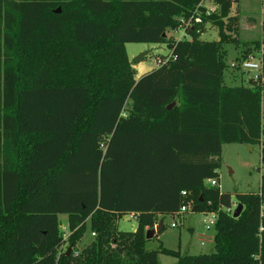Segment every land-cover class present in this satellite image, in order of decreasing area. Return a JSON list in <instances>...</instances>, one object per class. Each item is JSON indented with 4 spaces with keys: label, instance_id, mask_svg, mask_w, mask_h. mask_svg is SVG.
Instances as JSON below:
<instances>
[{
    "label": "trees",
    "instance_id": "1",
    "mask_svg": "<svg viewBox=\"0 0 264 264\" xmlns=\"http://www.w3.org/2000/svg\"><path fill=\"white\" fill-rule=\"evenodd\" d=\"M201 1L0 0V264H264V173L258 193L235 195L238 218L207 184L226 144L259 145L264 167V83L226 85L220 16L204 18L216 41L167 37ZM215 1L226 15L230 1ZM130 43L171 57L135 80ZM187 203L215 215V251L147 250L156 217ZM130 214L135 231H118ZM87 220L91 243L62 251Z\"/></svg>",
    "mask_w": 264,
    "mask_h": 264
},
{
    "label": "rangeland",
    "instance_id": "2",
    "mask_svg": "<svg viewBox=\"0 0 264 264\" xmlns=\"http://www.w3.org/2000/svg\"><path fill=\"white\" fill-rule=\"evenodd\" d=\"M230 8L226 15H221V3L209 0L203 4L213 7L212 15L220 16L222 23V33L227 36L228 43L226 49V64L229 66L239 58V54L255 49L264 30V0H229ZM60 11V7L57 8ZM220 28L216 23L206 24L199 39L205 41H216L219 39ZM171 39L180 38V33L172 31L167 34ZM126 53L130 65L135 69V80L142 75L152 71L157 66V57H167L169 50L164 44H136L125 45ZM148 52L144 60L135 62V58L140 54ZM255 56L256 53H254ZM225 83L228 86H249L253 74L241 70L226 69L224 72ZM129 106V102L127 103ZM262 123L264 125V97L262 98ZM221 165L217 170L218 187L222 193L231 195L232 207L228 210L233 215L236 207V194L258 193L260 189L261 176L264 167L260 162V146H247L244 144H226L222 146ZM163 220L164 230L155 234L151 239L146 240L147 250H157L160 245L163 247L179 251L181 255H201L211 254L215 251L213 237L215 235V215L213 213L188 212L179 217L157 216L156 225ZM58 222L67 239L69 232L67 228V216L58 215ZM154 226V227H155ZM118 231L134 232L137 221L130 215L123 216L116 222ZM90 228V221L87 220V231L83 237L72 247L67 242L63 244L61 250L74 256L85 249L93 240ZM204 240L203 244H201ZM159 264H176L174 257L158 254Z\"/></svg>",
    "mask_w": 264,
    "mask_h": 264
},
{
    "label": "built area",
    "instance_id": "3",
    "mask_svg": "<svg viewBox=\"0 0 264 264\" xmlns=\"http://www.w3.org/2000/svg\"><path fill=\"white\" fill-rule=\"evenodd\" d=\"M209 0H202L197 7L194 9L193 13L187 18H180L178 27L174 30L175 32L180 33V38L175 40H183L188 39L190 37L189 31H194L197 34H202L206 24L209 22H204V18L210 17L214 9L213 7H207L204 5V2H208ZM172 32V31H170ZM256 53L257 56L254 55ZM171 57V54L167 57H157L155 59V65H162L165 64ZM263 57H264V30L261 34L260 40L258 42V47L256 49L249 50V52L239 60L232 62L229 65V68L232 70H241L250 72L253 74L252 78L250 79V83H257L262 84L264 83V76H263ZM207 184L210 186H217L218 183L214 179L207 180ZM185 195V192L181 193ZM192 205L191 203H187L180 207L177 216H180L184 213L191 212ZM130 217L135 218L134 214H130ZM94 235V234H92ZM204 240H202L201 244H203Z\"/></svg>",
    "mask_w": 264,
    "mask_h": 264
},
{
    "label": "water",
    "instance_id": "4",
    "mask_svg": "<svg viewBox=\"0 0 264 264\" xmlns=\"http://www.w3.org/2000/svg\"><path fill=\"white\" fill-rule=\"evenodd\" d=\"M59 12V11H58ZM148 54V52H144L142 54H140L138 57L135 58V62L136 63H140L144 60V57ZM174 103H172L171 105L167 106V109L170 110L173 107ZM192 212H195V207L191 209ZM242 212V205L241 204H237L234 213L232 215L233 218H238L240 213ZM60 225V223H59ZM163 230V220L161 219L158 223V225H156L154 228L148 229L145 232V239L149 240L151 239L155 234L160 233ZM71 248L68 249L67 254L69 253Z\"/></svg>",
    "mask_w": 264,
    "mask_h": 264
},
{
    "label": "crops",
    "instance_id": "5",
    "mask_svg": "<svg viewBox=\"0 0 264 264\" xmlns=\"http://www.w3.org/2000/svg\"><path fill=\"white\" fill-rule=\"evenodd\" d=\"M135 70V69H134ZM138 80V79H137ZM237 206V205H236ZM236 208V207H235Z\"/></svg>",
    "mask_w": 264,
    "mask_h": 264
}]
</instances>
